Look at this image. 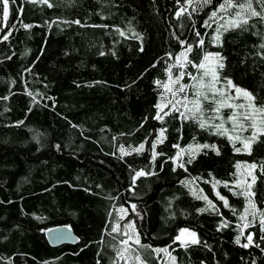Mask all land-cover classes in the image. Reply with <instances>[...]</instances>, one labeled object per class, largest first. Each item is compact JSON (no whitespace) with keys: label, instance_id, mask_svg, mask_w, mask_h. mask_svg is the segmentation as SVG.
<instances>
[{"label":"trees","instance_id":"1","mask_svg":"<svg viewBox=\"0 0 264 264\" xmlns=\"http://www.w3.org/2000/svg\"><path fill=\"white\" fill-rule=\"evenodd\" d=\"M222 2L10 0L5 19L0 0V264H264L259 214L253 221L238 194L252 184V203L264 212V135L251 154L237 152L242 142L234 148L212 127L221 119H210V101L202 105L204 128L200 117H182L180 105L156 107L185 95L166 91L167 69L173 78L181 71L198 77L203 70L192 64L212 51L224 64L217 87L230 79L264 106V21L221 28L216 42L235 11L210 19ZM189 44L192 64L181 69L176 57ZM180 83L193 98L195 81L186 74ZM231 111L223 108L220 117L236 135ZM239 134L247 138L251 129ZM141 144L143 151H132ZM253 163L256 169L246 167ZM59 225L71 226L79 243L52 247L44 231ZM116 225L120 231L112 232ZM181 229L195 231L200 243L185 247L176 240ZM124 233L150 248L130 240L121 259Z\"/></svg>","mask_w":264,"mask_h":264},{"label":"snow or ice","instance_id":"2","mask_svg":"<svg viewBox=\"0 0 264 264\" xmlns=\"http://www.w3.org/2000/svg\"><path fill=\"white\" fill-rule=\"evenodd\" d=\"M9 2L10 0H2L3 5V15L4 18L7 19L8 12H9ZM14 2V0H13ZM43 3H48V0H42ZM187 3L191 5L192 0H187ZM211 0H203V4H210ZM254 0H223V2L218 6V8L212 13L210 19H214L219 12H224L225 14L229 13L230 9H235V11L229 16V18L226 20L225 25H221L220 28H218L217 35L214 37V40L216 42L220 41L221 35L220 31L221 28L224 31H227L228 28H244L246 25H248L249 20L252 18H258L260 21H264V0H255V3L259 5L260 10L257 11V9L253 6ZM50 6V5H49ZM186 11L185 8H181L180 11L176 13L177 16L182 15ZM76 23H79V21H76ZM207 25V21L205 22ZM210 26V25H208ZM25 28L31 27L30 25H24ZM123 34V33H121ZM199 35V33H197ZM4 39H7V36L4 37ZM182 44L184 42H181ZM199 44H203V40L199 41ZM261 48H264V44L261 45ZM193 51L192 45H187V47L182 51L177 57L176 60L178 62V66L181 69H184L187 67V65L192 64V61L188 59V54ZM222 57H220L219 53H205L203 59L200 61L199 64H192V67L197 68L198 70H203L202 75L200 76H193L191 73H185L184 71H181L179 75L175 76L173 78L171 73V67L167 69L169 72V81L165 83L163 86L166 89V91L170 92L173 96V98L176 97L177 93H185L182 99H177L175 102L173 100H168L166 104L163 106L160 104H157L156 107L163 111L164 107H168L171 105L173 109L176 111H180V108L177 107V105H180V107H183L185 109L184 112H181L180 115L184 117L185 119L189 118V115L193 117H200V127H208L209 122L207 119L203 118V102L204 101H210L211 103L215 104V107L212 109V111L215 113L214 117H211L210 119H216L220 118L221 122L219 124H213L212 127L216 128L218 134L220 135H227L228 139L230 141H233V146L235 148V142L241 141L243 144V149L241 148H235V151H247L249 154H251V143L256 142L259 138V136L264 135V106H257L255 101L256 97L248 90L236 85L233 83L230 79H225L224 85L221 87H217L218 84H220V77L218 72L216 71L217 68L222 69L224 67V64L221 62ZM188 75L191 77L193 81H195L193 88L195 89V93L193 98H189L186 94V89L188 88V85L181 84L180 81L183 79L184 75ZM205 77H208L209 79L205 82ZM157 84H160V81H157ZM173 86H178L173 88ZM234 93V94H233ZM243 98L242 103H237L238 100ZM191 105V107H190ZM223 108H229L231 109V115L228 117V120L232 123V129L231 131L233 133H238L236 135H229V129L224 127V121L220 117L221 110ZM168 113L165 112L164 115H167ZM156 119H162V117L157 114ZM251 129V135L247 138L241 137L239 133L248 131ZM161 136H163V131L160 133ZM158 142H162V140H158ZM153 149L155 148V143L152 145ZM199 147L208 148L212 147L215 149V145L209 146V145H202ZM144 149V145L141 144L138 148H133V152H141ZM121 153L124 155H128L129 153L127 150H125L123 147L120 149ZM218 154V152H217ZM155 155V153H154ZM183 167V165H181ZM241 165L237 164V168L239 169ZM249 169H256V164H249L246 165ZM260 170L264 172V164L260 165ZM146 173L143 171L136 172L135 176L140 177L145 175ZM249 176H252V183H255V176L252 175V172H248ZM227 186V185H225ZM237 187H242V184L239 180H237ZM252 184H247L246 190L241 191L238 193L239 195H243L246 200L248 201V205L253 209L251 212L253 221H255L257 214H259V223L264 229V212L257 213L255 204L252 203V196L255 194L251 192ZM217 195H219L217 193ZM200 199L207 200V197L200 196L198 197ZM221 200H224V204L227 207L228 203L227 200L224 199V197H220ZM209 206L215 210V206L212 204L211 201H208ZM133 209H135V205L132 206ZM126 210L124 208L120 209V212H125ZM199 211H205V209H200ZM249 214V208L246 207L244 210V213L241 214L240 219L242 221L247 219V216ZM227 222L222 223L221 227H227ZM249 227V224L245 223L243 227L241 228V235L243 234V229ZM128 228L133 229L134 226L132 224L128 225ZM120 231L119 225L112 227V232H118ZM185 234L187 235L188 239H184ZM125 236H127V239L122 240L121 243L125 246L124 248L120 249L117 252V255L124 259V253L129 251L131 246L129 245L130 240H134V243L136 245H140L142 248H150V246L141 245L139 235H136L133 237L132 235H129L128 233H124ZM248 243L243 244L242 246L247 248L250 244L253 243V236L249 234L246 237ZM177 241H181L182 244L187 247L189 243L191 244H198L200 243L199 239L197 238V234L193 231H189L188 229H181L180 234L176 237ZM236 243L240 244V236L238 235L236 237ZM155 252H167V249H153ZM136 260L141 261V257L137 255L135 257ZM174 259V258H173ZM141 264H143V261H141Z\"/></svg>","mask_w":264,"mask_h":264},{"label":"water","instance_id":"3","mask_svg":"<svg viewBox=\"0 0 264 264\" xmlns=\"http://www.w3.org/2000/svg\"><path fill=\"white\" fill-rule=\"evenodd\" d=\"M49 244L58 247L64 244L76 245L80 238L75 234L74 229L69 225H59L44 231Z\"/></svg>","mask_w":264,"mask_h":264},{"label":"rangeland","instance_id":"4","mask_svg":"<svg viewBox=\"0 0 264 264\" xmlns=\"http://www.w3.org/2000/svg\"><path fill=\"white\" fill-rule=\"evenodd\" d=\"M211 53H216V51H212ZM219 69V68H218ZM218 69H216V71L218 70ZM220 86V85H219ZM189 230V229H188ZM189 231H193V230H189ZM193 232H195V231H193ZM196 233V232H195ZM180 234V233H179ZM197 234V233H196ZM197 238H198V236H197ZM184 239H188V237H187V235L185 234V237H184ZM181 242V241H180Z\"/></svg>","mask_w":264,"mask_h":264}]
</instances>
